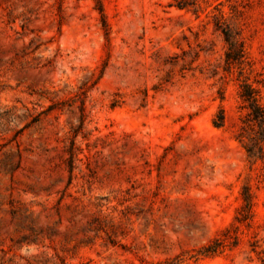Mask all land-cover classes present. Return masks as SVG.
I'll return each instance as SVG.
<instances>
[{"label":"rangeland","instance_id":"obj_1","mask_svg":"<svg viewBox=\"0 0 264 264\" xmlns=\"http://www.w3.org/2000/svg\"><path fill=\"white\" fill-rule=\"evenodd\" d=\"M243 82L264 0H0V264H264Z\"/></svg>","mask_w":264,"mask_h":264},{"label":"trees","instance_id":"obj_2","mask_svg":"<svg viewBox=\"0 0 264 264\" xmlns=\"http://www.w3.org/2000/svg\"><path fill=\"white\" fill-rule=\"evenodd\" d=\"M224 36L225 41L231 47L232 41L229 34L224 33ZM229 50L225 53V59L226 61L230 62L235 60V55H232ZM238 95L242 103L250 110V112H248L246 116L250 118V121L254 122V124H256L257 126V131L254 132L251 143L249 145H245L244 149L249 156L260 157L262 155V143L264 141V106L259 102L257 91L247 83L243 82L240 85ZM244 202V207L248 211L251 206L249 195ZM210 252H214V249H211V246H206L204 248V254Z\"/></svg>","mask_w":264,"mask_h":264}]
</instances>
